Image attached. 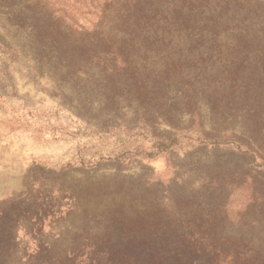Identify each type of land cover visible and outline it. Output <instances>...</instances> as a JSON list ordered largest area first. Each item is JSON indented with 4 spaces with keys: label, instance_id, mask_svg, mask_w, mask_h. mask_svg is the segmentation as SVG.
<instances>
[{
    "label": "rangeland",
    "instance_id": "obj_1",
    "mask_svg": "<svg viewBox=\"0 0 264 264\" xmlns=\"http://www.w3.org/2000/svg\"><path fill=\"white\" fill-rule=\"evenodd\" d=\"M108 2L0 0V264H99L138 250L140 222L161 235L195 210L225 211V235L263 245L264 0H153L179 62L138 90L90 76L83 53L78 73L76 38H62L137 49L98 28Z\"/></svg>",
    "mask_w": 264,
    "mask_h": 264
},
{
    "label": "trees",
    "instance_id": "obj_2",
    "mask_svg": "<svg viewBox=\"0 0 264 264\" xmlns=\"http://www.w3.org/2000/svg\"><path fill=\"white\" fill-rule=\"evenodd\" d=\"M171 26L170 22L158 18V14L153 10V0H110L102 12V21L98 28L108 27L122 32L127 39L125 42L132 43L138 47L137 49L126 51L101 31L94 36L86 33L89 40L87 43H83L82 40L84 32L77 29L72 33V37L63 33L62 38L65 41L76 38L78 45L75 60L78 73L84 71V65H81L83 53L87 55L90 63L89 67H86L90 76L97 73L123 77L130 80L138 90L144 85L141 79H151L150 76L159 80H154L155 82L164 84L169 77L168 72L175 68L173 63L179 62L169 55L167 49L173 36ZM201 36L205 38L203 32ZM141 53L144 56L140 55ZM148 53H157L158 57L163 59L161 65L157 66V62L154 65L149 64L148 58L151 56H148ZM130 56H140L143 63L138 65ZM119 62L122 65H119ZM171 65L172 69H170ZM204 189L203 186L193 193L200 198ZM211 216L195 210L177 220L169 221L167 218L168 225L163 229L165 232L160 233L161 235L153 234L155 230L159 231L160 224L154 223L155 219L148 218L143 223H139V228L146 234L133 238V242L139 247L138 250L101 252L96 257V262L99 264H264V243L258 244V238L245 239L239 235H225L221 229L228 223L225 211L217 215L213 214L214 218ZM257 222L260 223V220L251 222V228L256 229ZM228 226L235 227L232 223ZM172 227H177L183 233H168L167 230H171ZM126 242L131 243L130 240Z\"/></svg>",
    "mask_w": 264,
    "mask_h": 264
}]
</instances>
